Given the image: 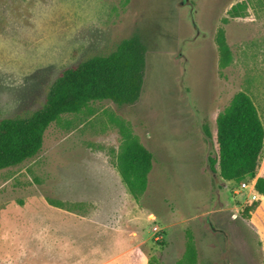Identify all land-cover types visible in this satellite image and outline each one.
Wrapping results in <instances>:
<instances>
[{
	"label": "rangeland",
	"instance_id": "obj_1",
	"mask_svg": "<svg viewBox=\"0 0 264 264\" xmlns=\"http://www.w3.org/2000/svg\"><path fill=\"white\" fill-rule=\"evenodd\" d=\"M241 3L244 15L233 18ZM221 30L233 54L226 68ZM134 35L148 50L140 100L97 102L63 117L36 157L0 170V264H74L69 241L76 259L99 247L101 258L129 264L137 253L126 250L140 244L147 264H177L189 239L196 264H264V197L252 202L255 193L240 189L245 178L217 189L204 131L215 133L239 92L264 123V0H0V120L32 114L63 69L108 56ZM117 120L154 155L138 201L112 165Z\"/></svg>",
	"mask_w": 264,
	"mask_h": 264
},
{
	"label": "trees",
	"instance_id": "obj_2",
	"mask_svg": "<svg viewBox=\"0 0 264 264\" xmlns=\"http://www.w3.org/2000/svg\"><path fill=\"white\" fill-rule=\"evenodd\" d=\"M245 9L244 3L234 6L232 17H241ZM217 43L220 66L226 68L231 65L233 54L224 30L218 34ZM147 52L143 39L134 35L120 42L108 56H95L63 69L39 109L28 116L0 120V170L36 157L43 149L49 127L67 115L81 114L97 102H111L118 107L136 104L144 88ZM215 122L214 134L208 125L204 126L206 136L213 143V153L209 155L212 174L222 183H239L246 177L255 179L264 151V123L252 97L246 92L237 93ZM116 123L121 144L112 165L138 201L147 190L154 155L130 124L119 120ZM255 188L264 197V172L258 175ZM50 204L57 208L66 206L56 200ZM256 207L246 209L243 216L251 218ZM196 261L197 250L189 239L184 257L177 264H196Z\"/></svg>",
	"mask_w": 264,
	"mask_h": 264
},
{
	"label": "crops",
	"instance_id": "obj_3",
	"mask_svg": "<svg viewBox=\"0 0 264 264\" xmlns=\"http://www.w3.org/2000/svg\"><path fill=\"white\" fill-rule=\"evenodd\" d=\"M257 178H258V176L256 177V179ZM125 210L126 209H124V211ZM137 216H139V214H137ZM150 217L151 218L154 217V219H151ZM149 219L150 220H155V214H152L151 216H149ZM155 228L158 229V227L156 226V227L153 228V231L154 232H155V230H154ZM138 236H139V233H137V236H135V238H137ZM69 244L71 245V247H70V249L68 251V254H69L70 257H72V259L75 258L74 264H112L113 262L116 263V259L117 258L114 261H111V260L110 261H107L104 258H101V257H103V255L105 256L106 253H105V251L100 250L99 247L94 248L93 251L90 252V254H88L89 253V249L85 250V255L83 256V258L82 257H79V258L76 259L77 256H80L79 255L80 254V250L77 248V245H76L77 243L76 242H73V241H69ZM138 246H140V244H138ZM138 246H134V247H131L130 249L126 250V252L128 251L129 256H132V254L137 253L136 258L135 259H132L129 262V264H139V260H140V264H142V263L143 264H147V259L145 258V256L142 255V254L140 255L138 253V248H136ZM123 254H124V252L122 254H120V255H123ZM90 257L94 258L95 260L96 259H99V260H96V261H94L92 263L91 262L92 259Z\"/></svg>",
	"mask_w": 264,
	"mask_h": 264
},
{
	"label": "built area",
	"instance_id": "obj_4",
	"mask_svg": "<svg viewBox=\"0 0 264 264\" xmlns=\"http://www.w3.org/2000/svg\"><path fill=\"white\" fill-rule=\"evenodd\" d=\"M255 185H256V178L255 179H251L250 177H246L244 179V181L240 185V189L241 190H251L252 193H255V194L252 195V199H251L252 202H255V201L259 200L258 199L259 198V193L256 191ZM236 193H238V192H236ZM154 230H155V232L158 231L157 228H155ZM157 238L158 237H156V239Z\"/></svg>",
	"mask_w": 264,
	"mask_h": 264
},
{
	"label": "water",
	"instance_id": "obj_5",
	"mask_svg": "<svg viewBox=\"0 0 264 264\" xmlns=\"http://www.w3.org/2000/svg\"><path fill=\"white\" fill-rule=\"evenodd\" d=\"M209 144H210V149H212V148H213V143L210 141ZM210 154H211V152H209V154H208V157H207V163H208V169H209V171H210L211 173H213V172H212V169L210 168V162H209V155H210ZM213 177H214V179H215L217 189H220V188H219V187H220V179H219V178L217 177V175H215V174H213Z\"/></svg>",
	"mask_w": 264,
	"mask_h": 264
}]
</instances>
